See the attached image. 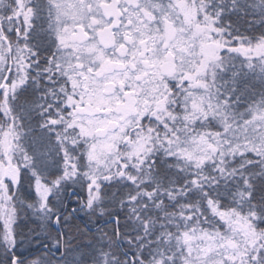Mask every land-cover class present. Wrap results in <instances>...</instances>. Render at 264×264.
Here are the masks:
<instances>
[{"label": "snow or ice", "instance_id": "obj_1", "mask_svg": "<svg viewBox=\"0 0 264 264\" xmlns=\"http://www.w3.org/2000/svg\"><path fill=\"white\" fill-rule=\"evenodd\" d=\"M0 264H264V0H0Z\"/></svg>", "mask_w": 264, "mask_h": 264}]
</instances>
